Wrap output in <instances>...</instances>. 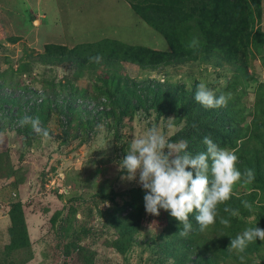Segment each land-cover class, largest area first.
Here are the masks:
<instances>
[{
  "label": "rangeland",
  "instance_id": "obj_1",
  "mask_svg": "<svg viewBox=\"0 0 264 264\" xmlns=\"http://www.w3.org/2000/svg\"><path fill=\"white\" fill-rule=\"evenodd\" d=\"M262 9L261 27L264 30V0ZM15 37L20 40L10 43L9 39ZM101 39L167 50L163 38L131 10L129 0H0L1 72L10 67L15 70L26 51L41 53L46 44L71 48ZM123 69L138 82L144 78H155L166 80L167 84L183 85L186 90L191 89L195 82H204L209 88L216 89L229 78L228 70L215 61L168 67L148 75L128 64H124ZM253 71L257 81L239 86L246 105L254 101L256 82H264V63L254 61L253 68L251 65L248 68L249 73ZM91 73L86 72L83 78L75 80L67 68L35 65L30 77L23 75L19 79L25 86H30L29 83L35 79V86H30V89L37 91H42L38 83L43 80H54L55 84H64L67 80L74 83L79 94L72 97L69 93L71 88L65 89L53 98L56 101L52 107L63 105L62 100L65 99L68 106L81 112L84 120L92 118L93 129L85 128L82 132L78 120L68 128V120L74 119L75 115L60 114L54 107L55 114L50 116L46 126L51 139L45 140L41 136L27 145L26 139L15 132L17 126L9 124L8 118L0 117V127H4L0 133V153L9 154L12 167L17 172V176L10 178L0 174V264H168L169 260L174 264H197L200 259L195 254L183 256L185 258L180 263L178 258H167L181 249L176 244L171 245V237L164 232L163 226L154 224V219L149 222V214H146V222L139 231L133 233L124 232L121 225L114 227L106 216L99 214V211H105L119 219L118 216L124 217L130 211L127 205L129 196L140 186L135 181L121 179L124 173L119 170V162L132 140L149 127L158 128L168 138L180 127L174 125L169 128L167 119L171 117H158L153 112L149 116L136 113L135 117L120 124L118 114L109 120L98 121L97 113L107 112L111 107L108 104L99 106L92 98L95 79ZM11 74L7 73V76ZM11 89H1L0 97H10L7 95ZM81 92L87 97L83 98ZM48 93L52 96L50 91ZM20 94L15 90L11 96L19 97ZM6 107L11 110V115L16 114V106ZM17 178L21 179L18 184ZM252 185L245 184L244 187ZM111 191L116 193V206L100 200V194ZM240 191L252 192L242 188ZM256 192L252 193L255 194V204L264 206V192ZM19 200L23 204L31 242V249L22 251L25 256L20 255L17 249L6 250L14 237L12 233L10 237L9 221L2 215L11 203ZM131 202H136L139 209L143 208V196H137ZM262 216L261 227L264 226ZM117 244L124 246L125 250L118 251ZM258 244L261 251L257 255L264 258V242L259 240ZM253 259L256 264L260 262L257 257L253 256Z\"/></svg>",
  "mask_w": 264,
  "mask_h": 264
},
{
  "label": "trees",
  "instance_id": "obj_2",
  "mask_svg": "<svg viewBox=\"0 0 264 264\" xmlns=\"http://www.w3.org/2000/svg\"><path fill=\"white\" fill-rule=\"evenodd\" d=\"M129 5L139 19L163 38L167 45L166 51L112 39L81 43L71 48L50 43L44 45L41 53L26 51L16 64L15 70L10 67V71H0V90L4 87L12 88V92L7 95L10 97H0V117L8 118L9 124L17 126L15 132L26 139L27 145L41 136L33 132L30 126L20 127L17 122L25 115L39 116L42 126L46 129L50 116L55 114L54 107L59 109L60 114L75 115L74 119L68 120V128L78 120L77 124L82 132L85 128L93 129L92 118L84 120L81 112L68 106L65 99L62 100L63 105L52 107L56 101L53 98L65 89L71 88L69 93L72 97L79 94L71 81L67 80L64 84H55L54 80L40 81V93L38 89H30V86H35V79L29 83L30 86L21 85L19 78L23 75L30 77L35 65L61 67L67 68L75 80L83 78L86 72H92L95 79L92 98L99 106L108 104L111 107L107 112L97 113L98 121L109 120L118 114L120 124L125 119L135 117L139 112L148 116L153 112L158 117L174 118V125L180 129L170 136L169 140H187V150L193 155L206 151L202 141L205 136H210L221 148L236 151L239 157L236 166L242 173L245 169L254 170L255 180L251 183L253 187L245 188L244 183L238 182L233 188L231 198L218 206L216 222L203 232L195 223V212L189 216L193 230L187 237L178 234L182 226L164 210H160L159 216L148 215L149 222L154 219V224L163 226L164 232L171 237V245L176 244V247L181 249L179 253L169 254L167 257L175 260L178 258V263L185 258L183 256L195 254L200 259L199 264H230L228 260L234 261L233 264H241V255L245 258L244 264H256L253 256L259 259L258 264H264V258L257 255L261 251L259 240L249 244L243 253L229 248L230 239H234L246 228L254 227L255 224L261 229L264 228L261 227L264 206H257L255 194H252L257 193L256 191L264 192V82H256L254 101L251 105L245 104L239 91L242 84L245 86L251 81H257L255 72H248L249 66L253 68V62L256 60L264 63L262 0H129ZM19 40L15 37L9 39V42L15 44ZM193 40L198 43L189 47ZM98 54L103 57L100 63L89 61L90 57ZM211 61H215L229 72L225 84L212 89L217 96L231 93L226 107L205 109L196 103L194 94L199 84L197 82L189 90L183 85L167 84L166 80L155 78H144L138 82L131 79L123 69V65L128 64L148 75L157 74L168 67ZM7 73L12 74L8 77ZM15 90L21 93L19 97L11 96ZM49 91L52 96H49ZM81 96L87 97L84 92H81ZM6 105L16 106V114L11 115V110ZM3 130L4 127H0V133ZM0 174L4 178L17 176L8 153H0ZM20 181L21 179L17 178V184ZM241 188L252 192L244 193L240 191ZM144 194L141 187L131 191L127 204L130 211L124 217L118 216L121 221L107 215L105 211H99V214L106 216L114 227L121 225L124 232H138L146 222V212L144 205L139 209L136 202L131 201ZM99 197L101 202H110L116 206V193L111 191L108 194H100ZM245 200L252 205L251 210L243 207L242 201ZM22 206L19 200L6 208L8 231L10 237L11 233L14 237L6 246V250L17 249L20 255L25 256L22 251L31 249V242ZM226 206L238 209L240 215L229 216L223 211ZM221 217L229 219L230 226L221 224ZM250 218L252 220H249ZM129 243L133 244V241ZM116 249L123 252L125 247L117 244Z\"/></svg>",
  "mask_w": 264,
  "mask_h": 264
},
{
  "label": "clouds",
  "instance_id": "obj_3",
  "mask_svg": "<svg viewBox=\"0 0 264 264\" xmlns=\"http://www.w3.org/2000/svg\"><path fill=\"white\" fill-rule=\"evenodd\" d=\"M198 41L193 40L189 47ZM99 54L90 57V62L100 63ZM231 93L219 96L201 82L197 85L194 101L205 109L226 107ZM174 118L167 119L168 127L174 126ZM20 127L30 126L32 131L50 140L49 132L42 126L39 116H23L18 122ZM195 127V125H193ZM2 142V140H0ZM206 151L193 155L188 149V141L180 139L171 142L158 128L149 127L144 133L132 140L129 150L119 162V170L124 173L121 179L137 182L144 190L143 204L146 214L159 216L164 210L182 226L178 231L181 237H187L193 230L189 216H194L201 232L216 222L218 206L227 202L238 182L251 184L255 180L253 169L243 173L237 168L239 157L235 150L221 148L210 136L203 138ZM243 207L251 210L248 201H242ZM229 216H239L238 209L223 208ZM221 224L230 226V220L220 218ZM260 240L264 242V229L249 227L230 239L229 248L243 253L249 244ZM244 264V256L239 257ZM168 264H174L169 260Z\"/></svg>",
  "mask_w": 264,
  "mask_h": 264
},
{
  "label": "crops",
  "instance_id": "obj_4",
  "mask_svg": "<svg viewBox=\"0 0 264 264\" xmlns=\"http://www.w3.org/2000/svg\"><path fill=\"white\" fill-rule=\"evenodd\" d=\"M5 212H6V211H3V212H2V215H3V216H5V217H7V219H6V220H8V221H9V219H8V216H7V215H5ZM5 217H2L4 221H5V219H4ZM5 222H6V221H5ZM5 224L7 225V223H5ZM7 226H8V225H7Z\"/></svg>",
  "mask_w": 264,
  "mask_h": 264
}]
</instances>
